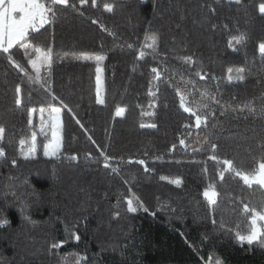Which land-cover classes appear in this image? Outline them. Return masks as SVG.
Listing matches in <instances>:
<instances>
[{
    "label": "trees",
    "instance_id": "16d2710c",
    "mask_svg": "<svg viewBox=\"0 0 264 264\" xmlns=\"http://www.w3.org/2000/svg\"><path fill=\"white\" fill-rule=\"evenodd\" d=\"M261 4L69 0L30 32L27 51L0 52V264H264L259 239L236 238L241 201L259 205L264 189L220 180L210 159L250 171L264 157ZM36 48L50 64L33 68ZM53 107L61 150L46 157ZM33 133L36 150L21 155Z\"/></svg>",
    "mask_w": 264,
    "mask_h": 264
},
{
    "label": "snow or ice",
    "instance_id": "6c2138e0",
    "mask_svg": "<svg viewBox=\"0 0 264 264\" xmlns=\"http://www.w3.org/2000/svg\"><path fill=\"white\" fill-rule=\"evenodd\" d=\"M85 0H81L83 4ZM236 3H239L240 0H235ZM69 6V0H0V52L9 53L10 49H13L14 46L19 45L24 47L27 51L29 45L24 43L31 33H38L40 29H43L45 25L50 24L55 20L57 16V11L55 6ZM71 7L75 8V4H72ZM106 10L111 11V6L106 5ZM260 13L264 14V4H261L259 7ZM46 30V29H45ZM146 40L150 39L152 41V47L155 49L156 44V36L153 35L151 37L146 36ZM238 43L242 41L244 38L241 37H233ZM37 54V58L31 60V64L34 69L37 68V64L48 62L51 63L50 55L51 51L42 52L40 48L34 49ZM259 51L262 56H264V43L259 44ZM88 59L89 57H84ZM7 59L11 62L12 55L9 54ZM187 61H191V57L185 58ZM95 60L97 63L104 60V56H96ZM17 68L20 67L19 64L16 65ZM23 71V69H21ZM156 69H153L155 72ZM231 72V69L229 70ZM243 69H237V72H241ZM100 72V68H97V73ZM29 80H34V77L29 76ZM242 79V77H241ZM97 92H99V84L100 77L97 75ZM21 89L17 87L15 92L19 94ZM202 95L207 96L208 93L205 91ZM55 99V97H53ZM181 107L184 108L185 112H189L190 114L195 115V124L196 127L204 123L201 119V115H197L192 112V109L188 107H184V97H180ZM103 103V101H99ZM16 104H20V99L15 100ZM43 113V109L40 110ZM60 109L53 107L51 109V113L48 118V122L51 125V139L47 144L43 146V154L44 156L57 155L61 150V138L58 132L60 127ZM120 114V110H118L117 115ZM43 117H41V129L43 130L44 126ZM29 124H31V118H29ZM155 127V125H152ZM4 129L0 127V139L3 138ZM180 144H184V140H180ZM21 155L24 154L25 148L29 153L34 152L36 150V137L35 133L32 134L30 141H26L22 139L20 141ZM213 149H215V145H213ZM5 155L4 149L0 148V157ZM27 158V157H25ZM75 157H73L74 159ZM108 158L105 157V160ZM210 159L216 161L218 164H222L224 167L219 172L220 180L224 179V173L229 172L234 175V177H239V179L243 182L244 185L248 187H252L253 185H258L260 188L264 189V157H261L257 162L255 159L253 161L254 167L250 171H244L241 169H237L233 162L228 159L220 160L215 155L211 156ZM15 163V161H13ZM140 164H144L143 160L138 161ZM162 179H164L162 177ZM174 182L177 185L181 183L179 179H176ZM217 191L215 189V185L209 183L208 186L203 191V196L209 205H216V197ZM128 211L135 212L137 209L133 207L132 200H128ZM242 207L240 209L241 212V221L237 224V232L236 238L241 241H247V243L252 244L254 241L259 239L261 244H264V198H262L259 202V205H250L243 203L241 201ZM147 211V209H145ZM27 219V217H25ZM5 224L7 221L4 222ZM240 223L245 225L243 230L240 229ZM259 225V226H258ZM3 226V225H0ZM242 231L246 234H242ZM79 240V237H76ZM58 247V245L53 244V248ZM216 264H220V261L217 260Z\"/></svg>",
    "mask_w": 264,
    "mask_h": 264
},
{
    "label": "rangeland",
    "instance_id": "374dc122",
    "mask_svg": "<svg viewBox=\"0 0 264 264\" xmlns=\"http://www.w3.org/2000/svg\"><path fill=\"white\" fill-rule=\"evenodd\" d=\"M40 64H42V63H39L38 62V64H37V66H40ZM59 116H60V126H61V115H60V113H59ZM58 132H59V135H60V127H59V129H58ZM51 154V153H50ZM259 226V225H258Z\"/></svg>",
    "mask_w": 264,
    "mask_h": 264
}]
</instances>
